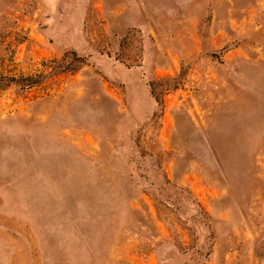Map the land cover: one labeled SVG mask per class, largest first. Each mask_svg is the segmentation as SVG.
I'll use <instances>...</instances> for the list:
<instances>
[{
    "label": "rangeland",
    "instance_id": "rangeland-1",
    "mask_svg": "<svg viewBox=\"0 0 264 264\" xmlns=\"http://www.w3.org/2000/svg\"><path fill=\"white\" fill-rule=\"evenodd\" d=\"M0 264H264V0H0Z\"/></svg>",
    "mask_w": 264,
    "mask_h": 264
},
{
    "label": "trees",
    "instance_id": "trees-1",
    "mask_svg": "<svg viewBox=\"0 0 264 264\" xmlns=\"http://www.w3.org/2000/svg\"><path fill=\"white\" fill-rule=\"evenodd\" d=\"M30 80H31V78H29V77H21V78L18 79L19 82L20 81H22V82H28Z\"/></svg>",
    "mask_w": 264,
    "mask_h": 264
}]
</instances>
